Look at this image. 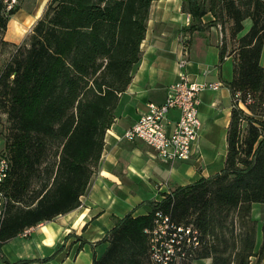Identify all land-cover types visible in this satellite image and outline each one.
<instances>
[{
    "label": "trees",
    "instance_id": "16d2710c",
    "mask_svg": "<svg viewBox=\"0 0 264 264\" xmlns=\"http://www.w3.org/2000/svg\"><path fill=\"white\" fill-rule=\"evenodd\" d=\"M152 1L49 0L28 47L19 48L0 72V124H7L2 150L11 164L5 186L11 203L0 225V250L25 229L80 206L119 95L140 61ZM17 6L5 17L0 0L1 31ZM181 8L192 18L190 32L202 30L201 18L208 12L222 32L231 24L230 40L245 19L252 23L235 42L224 167L147 203L145 215L128 213L116 220L102 239L108 247L99 258L93 253L92 264H152L143 229L152 225L157 210L201 232L203 243L185 264L204 259L251 264L253 257L259 264L264 257V238L255 253L256 224L250 216L253 203L264 204V124L245 114L246 109L264 115V1L183 0ZM226 50L223 37L220 60ZM51 148L53 161L47 163Z\"/></svg>",
    "mask_w": 264,
    "mask_h": 264
},
{
    "label": "crops",
    "instance_id": "0c3cea01",
    "mask_svg": "<svg viewBox=\"0 0 264 264\" xmlns=\"http://www.w3.org/2000/svg\"><path fill=\"white\" fill-rule=\"evenodd\" d=\"M48 2L21 0L19 9L7 21L3 42L19 45L25 30L40 19ZM182 2L152 1L145 38L140 45V61L133 69L130 83L119 95L99 162L85 194L80 197V206L34 226L26 238L18 235L7 241L0 250V264H92L93 253L99 258L108 247L102 239L115 226L116 220L128 213L134 217L145 215L147 203L159 202L177 187L208 178L223 169L232 109L228 84L233 79L235 42L248 32L252 23L245 19L242 31L230 40L228 28L231 24H226L222 32L220 25L212 24L214 17L208 12L201 18L202 30L190 32L192 18L183 12ZM223 37L227 50L220 60ZM181 59L186 61L184 71L190 81L218 82L221 86L216 91L205 90L200 94L202 129L197 154L187 161L165 163L143 142L123 140L121 136L147 113L148 103L164 102L167 87L177 80ZM260 65L264 66V44ZM245 114L264 124V115H253L246 109ZM177 118V111L168 114L170 122ZM222 142L225 146L222 167L207 172L206 166L212 165L216 146H221ZM203 155L208 159L204 164L201 163ZM250 216L256 224V253L264 238V204L253 203ZM49 257L53 258L44 262ZM205 260L211 264L210 259ZM259 264H264V257Z\"/></svg>",
    "mask_w": 264,
    "mask_h": 264
},
{
    "label": "built area",
    "instance_id": "2783aa9c",
    "mask_svg": "<svg viewBox=\"0 0 264 264\" xmlns=\"http://www.w3.org/2000/svg\"><path fill=\"white\" fill-rule=\"evenodd\" d=\"M7 11L17 5V0H4ZM186 61L178 62V77L166 89L163 103H148L147 113L127 129L121 139L139 140L150 147L156 157L165 163L187 161L197 154V143L201 134L202 123L199 118L200 94L205 90L216 91L220 83L190 81L184 71ZM240 93L236 94L238 98ZM251 99L247 98V104ZM238 106L244 109L238 100ZM178 112L175 122H170L168 114ZM11 170L6 153L0 151V225L11 203L6 193V181ZM33 227L19 235L26 238ZM148 245V255L152 264H185L194 258L203 243L199 229L193 224L175 222L171 215L163 210L153 214L152 225L143 229Z\"/></svg>",
    "mask_w": 264,
    "mask_h": 264
},
{
    "label": "rangeland",
    "instance_id": "374dc122",
    "mask_svg": "<svg viewBox=\"0 0 264 264\" xmlns=\"http://www.w3.org/2000/svg\"><path fill=\"white\" fill-rule=\"evenodd\" d=\"M21 0H17V8L19 9ZM5 5V2H4ZM13 10V9H12ZM3 15L7 17L8 11L6 9V5L4 7ZM35 25V24H34ZM34 26L27 28L24 33L23 41L19 44H9L3 42V35L4 32L0 30V72L3 70L5 65L12 59V57L16 54V51L21 48L28 47L29 44V38L32 34V29ZM229 32V31H228ZM4 121V115L0 113V122ZM244 125V123H242ZM7 124H0V151L3 149V136L6 134V128ZM244 128V126H242ZM226 144V142H225ZM146 145V144H145ZM201 146V144H199ZM55 151V148H51L49 150V158L47 163H52L53 161V153ZM224 154H225V146L224 143H221V146L218 144L215 149V155L211 166H206L207 172H215L219 170L222 167L223 161H224ZM201 155V153H200ZM204 156V155H203ZM208 159H205V156L202 159V164H204ZM146 210L148 211V207L146 206ZM257 261L256 258L251 259V264H255ZM196 264H207L206 260H198L196 261Z\"/></svg>",
    "mask_w": 264,
    "mask_h": 264
}]
</instances>
